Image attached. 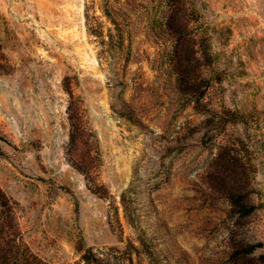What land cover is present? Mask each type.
Here are the masks:
<instances>
[{"label": "rangeland", "instance_id": "374dc122", "mask_svg": "<svg viewBox=\"0 0 264 264\" xmlns=\"http://www.w3.org/2000/svg\"><path fill=\"white\" fill-rule=\"evenodd\" d=\"M0 187L45 264H249L264 0H0Z\"/></svg>", "mask_w": 264, "mask_h": 264}, {"label": "trees", "instance_id": "16d2710c", "mask_svg": "<svg viewBox=\"0 0 264 264\" xmlns=\"http://www.w3.org/2000/svg\"><path fill=\"white\" fill-rule=\"evenodd\" d=\"M245 156H249L247 151ZM238 165L241 173V185L239 183L238 190H236L230 184L231 189L227 188L226 197L236 212L246 214L254 208L249 196V192L252 191L243 192L241 189L249 187V179L255 167L248 160H243ZM15 210L16 202L6 195L0 187V264H45L20 238L19 231L15 227ZM254 249V244H246L244 254L251 255ZM249 260V264H264V252L250 256Z\"/></svg>", "mask_w": 264, "mask_h": 264}]
</instances>
